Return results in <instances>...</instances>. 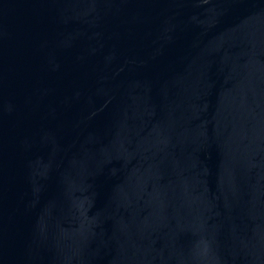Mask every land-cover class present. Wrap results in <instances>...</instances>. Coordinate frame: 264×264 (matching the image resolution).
I'll use <instances>...</instances> for the list:
<instances>
[{
	"label": "water",
	"instance_id": "obj_1",
	"mask_svg": "<svg viewBox=\"0 0 264 264\" xmlns=\"http://www.w3.org/2000/svg\"><path fill=\"white\" fill-rule=\"evenodd\" d=\"M0 264H264V0H0Z\"/></svg>",
	"mask_w": 264,
	"mask_h": 264
}]
</instances>
